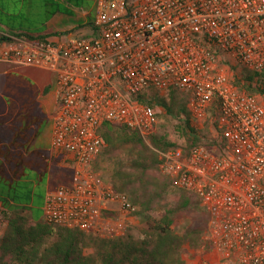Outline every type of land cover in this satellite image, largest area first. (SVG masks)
I'll return each mask as SVG.
<instances>
[{
	"label": "built area",
	"instance_id": "1",
	"mask_svg": "<svg viewBox=\"0 0 264 264\" xmlns=\"http://www.w3.org/2000/svg\"><path fill=\"white\" fill-rule=\"evenodd\" d=\"M0 61L54 77L52 146L70 178L47 191V223L124 234L136 209L93 170L106 147L100 129L123 125L149 140L159 111L142 100L178 91L206 143L160 153V171L209 215L199 263L264 264V103L235 81L264 70V0H96L90 35L11 36Z\"/></svg>",
	"mask_w": 264,
	"mask_h": 264
},
{
	"label": "trees",
	"instance_id": "2",
	"mask_svg": "<svg viewBox=\"0 0 264 264\" xmlns=\"http://www.w3.org/2000/svg\"><path fill=\"white\" fill-rule=\"evenodd\" d=\"M74 6L71 0H0V42L11 36L45 41L47 22L57 14L70 16L69 8ZM242 72L236 84L264 99V70ZM142 101L157 108L159 118L168 116L177 122L184 142L156 133L146 141L126 126L104 123L100 132L106 147L93 162V170L102 171L116 191L128 195L136 209L133 216L144 225L141 235L101 238L44 220L40 202L47 193L50 158L43 151H30L32 140L47 125L38 111L36 115L44 122L36 131L29 130L32 124L27 116L11 128L7 138L0 139L6 146H0V264H187L186 251L209 250L205 240L209 215L201 200L174 187L172 180L159 172L160 153L179 146L188 150L206 139L195 136L186 101L178 91ZM121 154L124 160L119 159ZM39 189L43 194L38 195Z\"/></svg>",
	"mask_w": 264,
	"mask_h": 264
},
{
	"label": "crops",
	"instance_id": "3",
	"mask_svg": "<svg viewBox=\"0 0 264 264\" xmlns=\"http://www.w3.org/2000/svg\"><path fill=\"white\" fill-rule=\"evenodd\" d=\"M93 1L92 11L74 15L78 24L70 28H66L65 24L70 22L69 17L72 16L55 15L46 24L44 32L48 35L46 40L55 42L72 34L90 35L96 0ZM89 14L91 15L90 18ZM55 107V82L51 73L34 67H20L0 61V139L7 138L11 128L14 129L21 121L26 120L27 116L31 117L29 124L32 125L29 126V130L36 131L37 126L40 125L38 121L40 115H36L39 111L45 116L47 125L42 134L32 140L30 151L32 153L43 151L45 154H49L50 170L53 160L68 170L62 163L63 156L52 146L51 118L55 112ZM4 142L3 140L0 141L2 148L6 147ZM69 178L70 176L66 179L60 178L58 181L62 180L61 183H66ZM50 181L49 174L47 191H49ZM186 263L189 264L188 261Z\"/></svg>",
	"mask_w": 264,
	"mask_h": 264
},
{
	"label": "rangeland",
	"instance_id": "4",
	"mask_svg": "<svg viewBox=\"0 0 264 264\" xmlns=\"http://www.w3.org/2000/svg\"><path fill=\"white\" fill-rule=\"evenodd\" d=\"M72 2H74V7L69 8L70 9V16L69 20L70 22L65 24L66 28H70L72 26H75L77 23V20L74 18V15L81 14L84 12H88L90 13L92 11L93 8V4L94 1L93 0H71ZM90 14H89V18H90ZM92 19V17H91ZM180 97L184 99V97L182 96V94L180 93ZM260 97V96H258ZM261 98V97H260ZM264 103V99L262 100ZM163 110H162V115H163ZM53 115V114H52ZM39 123L44 122V118L43 117H39L38 119ZM177 122H174L171 117H164L162 116V118H160V123L156 129V134L159 136H165L166 138L170 139L173 142H177V143H182L184 142V137L182 136V134L180 133V131L177 130ZM149 141V140H146ZM119 159L124 160L125 157L123 154H121L119 156ZM114 164H111V167ZM159 172L161 174L160 171V167H159ZM102 174V171H101ZM70 176V172L68 170H66L64 168V166H61L60 163H58L56 160H53L51 162V170H50V177H51V181H50V187L48 188L49 191L54 190L56 187H58L61 183V181H58L60 178L66 179L67 177ZM62 184V183H61ZM173 191V190H172ZM175 191V189H174ZM38 195L43 194V190L39 189L37 191ZM175 193V192H174ZM42 204L43 208V204H44V200L42 202H40ZM116 216V215H115ZM117 217V216H116ZM123 222V231L124 234H133L135 237H139L144 229V225L141 222V219L137 216H133V217H128V218H124L121 220ZM186 222V220H185ZM3 232V226L0 224V235ZM184 257L186 259V262L188 261L189 264H200V260L203 259V252L202 250L199 251H186L184 253Z\"/></svg>",
	"mask_w": 264,
	"mask_h": 264
}]
</instances>
